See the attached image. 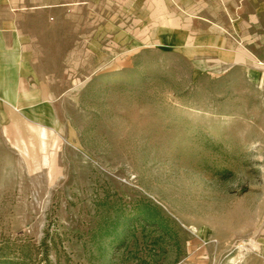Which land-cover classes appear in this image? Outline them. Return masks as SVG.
Segmentation results:
<instances>
[{
    "label": "rangeland",
    "instance_id": "1",
    "mask_svg": "<svg viewBox=\"0 0 264 264\" xmlns=\"http://www.w3.org/2000/svg\"><path fill=\"white\" fill-rule=\"evenodd\" d=\"M60 58V123L0 132V264H264L255 59L106 36Z\"/></svg>",
    "mask_w": 264,
    "mask_h": 264
},
{
    "label": "crops",
    "instance_id": "2",
    "mask_svg": "<svg viewBox=\"0 0 264 264\" xmlns=\"http://www.w3.org/2000/svg\"><path fill=\"white\" fill-rule=\"evenodd\" d=\"M105 36L222 63L252 56L264 89V0H0V132L58 125L54 65L69 40Z\"/></svg>",
    "mask_w": 264,
    "mask_h": 264
}]
</instances>
